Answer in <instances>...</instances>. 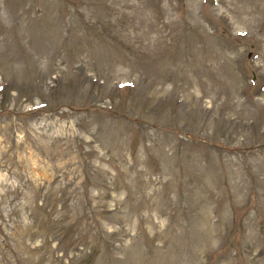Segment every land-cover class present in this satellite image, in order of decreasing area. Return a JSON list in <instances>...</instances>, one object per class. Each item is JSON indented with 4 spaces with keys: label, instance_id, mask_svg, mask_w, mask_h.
Listing matches in <instances>:
<instances>
[{
    "label": "rangeland",
    "instance_id": "obj_1",
    "mask_svg": "<svg viewBox=\"0 0 264 264\" xmlns=\"http://www.w3.org/2000/svg\"><path fill=\"white\" fill-rule=\"evenodd\" d=\"M0 264H264V0H0Z\"/></svg>",
    "mask_w": 264,
    "mask_h": 264
}]
</instances>
